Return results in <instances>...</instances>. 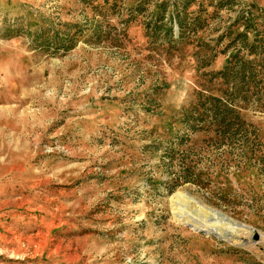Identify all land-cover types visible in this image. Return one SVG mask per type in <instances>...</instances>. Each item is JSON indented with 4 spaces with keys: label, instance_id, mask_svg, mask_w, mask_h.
<instances>
[{
    "label": "rangeland",
    "instance_id": "374dc122",
    "mask_svg": "<svg viewBox=\"0 0 264 264\" xmlns=\"http://www.w3.org/2000/svg\"><path fill=\"white\" fill-rule=\"evenodd\" d=\"M244 38L264 0H0V264H264V90L187 121Z\"/></svg>",
    "mask_w": 264,
    "mask_h": 264
},
{
    "label": "trees",
    "instance_id": "16d2710c",
    "mask_svg": "<svg viewBox=\"0 0 264 264\" xmlns=\"http://www.w3.org/2000/svg\"><path fill=\"white\" fill-rule=\"evenodd\" d=\"M244 39L247 46L246 55L241 56V48H236L225 66L211 74V78L220 79L222 86L226 87L218 89L222 95L210 93L204 96L203 92H198V104L192 109V115L187 119L190 126L200 122L206 129L215 128L223 134H231L234 130L246 132V122L241 116L238 102L239 100L247 101L251 91L264 90L259 79L264 73V62L258 46L255 43H248L247 38Z\"/></svg>",
    "mask_w": 264,
    "mask_h": 264
}]
</instances>
